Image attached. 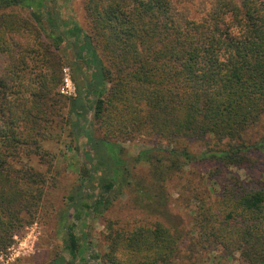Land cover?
I'll return each mask as SVG.
<instances>
[{
    "label": "trees",
    "instance_id": "obj_1",
    "mask_svg": "<svg viewBox=\"0 0 264 264\" xmlns=\"http://www.w3.org/2000/svg\"><path fill=\"white\" fill-rule=\"evenodd\" d=\"M83 9L85 27L71 28L50 0H0V253L56 187L47 145L56 142L77 158L79 182L59 220L71 260L47 264H205L197 254L208 248L264 264V134L254 136L264 122V0H84ZM66 65L73 94L59 90ZM139 137L152 145L125 157ZM194 163L229 171L214 199L190 189L191 230L110 220L108 250L86 253L78 221L108 209L111 193L131 186L165 205L166 181Z\"/></svg>",
    "mask_w": 264,
    "mask_h": 264
},
{
    "label": "rangeland",
    "instance_id": "obj_2",
    "mask_svg": "<svg viewBox=\"0 0 264 264\" xmlns=\"http://www.w3.org/2000/svg\"><path fill=\"white\" fill-rule=\"evenodd\" d=\"M50 2L62 20L71 21L68 27L72 28L73 24L78 23L85 27L84 0H50ZM22 14L24 15L26 12L23 10ZM67 76L71 79V69L66 65L63 68V84L59 89L63 94H69L63 92L64 87L69 90L66 88ZM69 82L72 83H69L72 91L74 90L73 82L72 80ZM262 134H264V122L255 130L254 136L258 138ZM47 145L58 154L61 173L58 175L57 185L51 189L35 220L26 226L23 233L16 234L10 247L0 253V264H47L59 256H64L66 263L71 260L69 252L65 249L59 220L66 208V198L79 182L78 160L73 152L65 149L63 143L48 142ZM151 145L149 141L141 137L128 142L125 144L127 152H125V157L135 156ZM200 145L197 143L192 145L195 153L200 151ZM217 169L215 163H194L171 175L166 181L168 189L165 205H159L155 200L148 198L150 194L147 191L139 192L137 193L139 196L134 197L136 193L133 192L131 186L126 187L123 193H119L117 190L111 193V197H115L113 204L108 209L102 214L85 217V226L82 225V221H78L77 232L81 242L88 246L86 253L95 256L96 254H104L108 250L107 239L110 230L107 222L110 220L115 222L116 227L132 228L160 220L166 226L178 225L191 230L194 211L198 204V200L193 197L195 193L207 189L205 197L207 198L209 195L210 199H214L221 190V184L225 182L228 176V169L223 168L219 174L216 173ZM137 170L142 175H146L148 172L146 166ZM230 170L239 173L246 183L252 182L253 175L249 169L233 167ZM196 188L198 189L193 195L192 190ZM197 260L205 264H241L237 258H229L223 251L213 248L200 249Z\"/></svg>",
    "mask_w": 264,
    "mask_h": 264
},
{
    "label": "built area",
    "instance_id": "obj_3",
    "mask_svg": "<svg viewBox=\"0 0 264 264\" xmlns=\"http://www.w3.org/2000/svg\"><path fill=\"white\" fill-rule=\"evenodd\" d=\"M69 81H71V79L67 76V77H66V88H68V89L70 90L71 88H70L69 83H71V82H69ZM71 84H72V83H71ZM73 88H74V85H73ZM69 90L65 89V87L63 88V92H66V93H69V94H73L75 88H74V90H72V91L70 90L71 92H70Z\"/></svg>",
    "mask_w": 264,
    "mask_h": 264
}]
</instances>
